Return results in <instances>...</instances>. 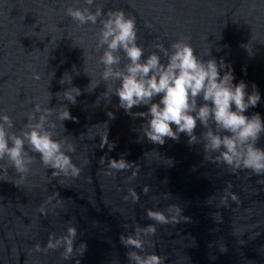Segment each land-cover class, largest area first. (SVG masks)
<instances>
[{
  "label": "water",
  "instance_id": "1",
  "mask_svg": "<svg viewBox=\"0 0 264 264\" xmlns=\"http://www.w3.org/2000/svg\"><path fill=\"white\" fill-rule=\"evenodd\" d=\"M98 3L104 4L105 13L120 8L135 17L137 43L145 48V57L159 51L151 47L154 42L168 47L186 36L191 37L189 42L198 55L211 48L217 61L223 58L231 64L234 83L244 80L249 92L256 85L261 100L245 115L258 112L264 119V0ZM83 4L84 0H0V112L13 118L14 130L23 127L37 102L49 107L67 103L56 93L71 86L68 73L72 85L82 90L77 104L67 105L78 122L65 121L66 132L57 122V132L77 146L70 155L82 168L79 177L51 178L52 170L44 168L37 157L27 182L17 187L18 174L11 168L6 171L0 162V264H74L76 257L61 259L63 249L35 251L37 243H47L50 232L65 233L69 222L78 230L75 244H87L80 264H127L128 249L121 244L120 234L134 231L137 223H153L147 219L146 209H164L173 203L183 208L191 222L157 225L152 237L155 246L147 251L165 256V264H264V183L258 182L264 176L247 169L232 173L226 165L203 160L202 145L189 147L183 134L179 142L168 139L162 146L152 144L140 131L143 118L125 114L117 107L115 96L110 103L102 96L97 99L105 90L103 81L90 93V79L99 80L103 69L98 64L103 50L95 48L100 24L77 27L64 11ZM247 43L254 55L242 46ZM34 71L41 74L40 80L32 78ZM107 112H113L114 118ZM107 129L108 139L115 145L111 151L99 147L100 135ZM200 131L198 126L197 134ZM82 132L95 139H81ZM258 146L264 147V135ZM121 154L140 165L130 182L127 177L132 169L106 175L107 159H118ZM101 156L104 165L99 163ZM168 159L173 161L171 166ZM193 165L198 167L193 170ZM145 184L150 187L147 194L142 191ZM129 188L139 194L138 202L123 199ZM225 191L237 194L239 202L229 197L224 206ZM53 192L59 193L61 204L45 217L37 208ZM165 193L170 195L165 197ZM47 207L51 209V205Z\"/></svg>",
  "mask_w": 264,
  "mask_h": 264
},
{
  "label": "clouds",
  "instance_id": "2",
  "mask_svg": "<svg viewBox=\"0 0 264 264\" xmlns=\"http://www.w3.org/2000/svg\"><path fill=\"white\" fill-rule=\"evenodd\" d=\"M64 11L77 27L94 26L99 21L95 48L97 51L103 50L98 57V64L103 65V69L100 79L91 78L87 87L91 88L92 93L103 81L105 90L97 99L102 96L110 103L115 96L118 98L117 107L123 109L125 114L133 119L143 118L140 131L150 143L162 146L168 139L179 142L183 134L187 137L189 147L202 145L203 160L226 165L232 173L247 169L257 176H264V147L258 146V141L264 135V119L258 112L245 115L249 108L258 105L261 94L255 84L249 92L244 80L234 83V71L230 63H226L223 58L217 61L211 55V48L206 49L204 55H198L189 42L190 36L172 41L168 47L160 41L154 42L151 47L159 51H151L145 57V48L137 43L139 37L135 17L120 8L109 9L105 13L104 4L98 3V0H84L83 6H68ZM145 23L150 26L147 21ZM242 46L250 56L254 55L249 43ZM160 53L165 60H162ZM73 69H76L75 66ZM68 74L71 86L56 93V96L62 95L67 103L49 107L37 102L27 113V122L19 131L14 130L12 117L0 112V162H3L6 171L11 168L18 174L15 182L17 187L27 182L37 157L44 168L52 170L51 178H77L81 174L82 168L70 155L76 152V144L67 135L57 132V122L65 132V121L78 122V117L71 114L67 105L77 104V97L82 94V90L72 85V75ZM32 78L40 80L41 74L34 71ZM64 80L65 74L59 81L61 85ZM141 108L146 110H133ZM107 115L110 119L114 118L113 112H107ZM198 126L202 129L199 134L196 132ZM79 137L95 139L87 132L80 133ZM100 138L101 149L107 146L108 151H111L114 148V143L108 139V129ZM168 160L171 166L173 161ZM99 163L105 164L104 156L100 157ZM106 165V175L112 176L132 169V174L127 177L128 182L137 176L140 168L138 163L127 160L124 154L118 159L109 157ZM197 167L193 165V170ZM258 182L264 183V179ZM231 187L229 183L228 188ZM142 191L147 194L149 185L145 184ZM58 195V192L48 195L37 211L45 217L50 210L55 211L61 204ZM168 195L170 193H165V197ZM229 197L239 202L237 194L225 191L222 198L224 206H227ZM139 198L135 188H129L123 197L132 203L138 202ZM47 205H51V209ZM183 211L175 203L164 209H146V217L153 223L146 226L137 223L134 231L120 234L121 244L128 249L125 253L127 264H165V256L155 251L149 252L147 248L155 246L152 237L157 234V225L191 222V217L183 215ZM77 235V227L69 222L65 233L57 236L50 232L47 243L43 246L37 243L35 251L47 253L63 249L60 252L62 260L76 257L74 264H80L87 244L81 241L76 245Z\"/></svg>",
  "mask_w": 264,
  "mask_h": 264
}]
</instances>
